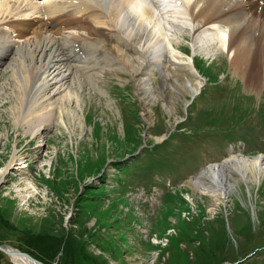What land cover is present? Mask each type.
Here are the masks:
<instances>
[{
    "label": "rangeland",
    "instance_id": "rangeland-1",
    "mask_svg": "<svg viewBox=\"0 0 264 264\" xmlns=\"http://www.w3.org/2000/svg\"><path fill=\"white\" fill-rule=\"evenodd\" d=\"M1 30L0 50L15 49L0 65V171L17 160L0 175V245L47 264H264V175L219 199L192 184L229 157L264 158V78L250 83L220 46L203 53L192 28L172 31L185 53L171 76L156 66L136 75L104 33L65 29L52 56L65 90L26 107L27 75L48 56L37 38ZM74 35L85 57L69 61ZM55 239L50 255L33 245ZM0 264L17 263L0 250Z\"/></svg>",
    "mask_w": 264,
    "mask_h": 264
},
{
    "label": "bare ground",
    "instance_id": "bare-ground-1",
    "mask_svg": "<svg viewBox=\"0 0 264 264\" xmlns=\"http://www.w3.org/2000/svg\"><path fill=\"white\" fill-rule=\"evenodd\" d=\"M175 23L191 24L192 39L204 42L201 50L208 56L216 52L218 45L223 46L233 55L231 66L245 75L250 83H258L264 78V0H0V32H5L1 28H9L18 37L37 38L41 56H48L46 65L34 67L31 73L24 75L25 78L28 76L27 90L24 88L26 107L43 97L39 96L40 93L54 91L55 95L65 90V78H57L61 71L55 69L56 64L53 65L58 59L56 56L52 58L57 50L55 35L61 33V28H84L88 34L104 33L115 42L116 56L123 63L132 64L136 75H147L151 67L156 66L171 76L174 71L168 69L169 62L177 60L178 52L183 53L171 37L172 29L182 30ZM196 23L199 26H195ZM80 38L82 35L72 37L71 50L74 52L69 61L83 59L87 45ZM12 43L2 46L0 65L15 49ZM128 51L135 56L126 55ZM91 52L102 54V50L92 49ZM86 60L93 59L87 57ZM191 64L195 69H191L193 73L198 74L193 57ZM18 65L21 70L24 60L19 59ZM22 83L20 86H25ZM189 84L195 91V86ZM141 87L145 89L144 85ZM16 160L17 157H13L0 171L2 179L10 176ZM263 175L264 158L249 160L232 156L210 165L192 179V184L199 192L219 199V196L230 195L238 181H259ZM10 257L17 264H38L21 254Z\"/></svg>",
    "mask_w": 264,
    "mask_h": 264
},
{
    "label": "trees",
    "instance_id": "trees-1",
    "mask_svg": "<svg viewBox=\"0 0 264 264\" xmlns=\"http://www.w3.org/2000/svg\"><path fill=\"white\" fill-rule=\"evenodd\" d=\"M42 230L43 231H48V230H46V227H45V225H43V228H42ZM27 237H29V236H27ZM33 238H35V237H33ZM68 239V237H66V244H68L69 242H70V240H67ZM72 239H74V237H72L71 238V240ZM55 241V243H47V244H43V245H37L38 244V241H37V243H36V245L35 244H33L34 246H36V250L38 249V250H40L41 252H43L44 254L45 253H47L48 255H50V250L52 249V248H57V246H58V244H57V242H58V240H54ZM74 241H71V243H73ZM80 248H81V252L83 253V256H85V252H84V250H83V247L80 245ZM22 250H25V249H22ZM26 252H28L29 254H31L32 256H34L35 258H37V259H40L34 252H32L30 249L29 250H25ZM81 253H79V255H80ZM82 259V258H81ZM41 261H44V260H42V259H40ZM46 263V262H45ZM47 264V263H46Z\"/></svg>",
    "mask_w": 264,
    "mask_h": 264
},
{
    "label": "water",
    "instance_id": "water-1",
    "mask_svg": "<svg viewBox=\"0 0 264 264\" xmlns=\"http://www.w3.org/2000/svg\"><path fill=\"white\" fill-rule=\"evenodd\" d=\"M0 250L3 251L4 253H6L9 256L13 255V254H21V255L25 256L26 258L30 259L31 261H34V262H36L38 264H45L42 261L34 258L29 253L21 251V250H18L16 248H10V247H5V246L0 245Z\"/></svg>",
    "mask_w": 264,
    "mask_h": 264
}]
</instances>
